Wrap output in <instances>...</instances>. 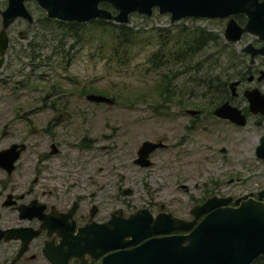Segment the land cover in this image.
<instances>
[{
    "label": "rangeland",
    "instance_id": "374dc122",
    "mask_svg": "<svg viewBox=\"0 0 264 264\" xmlns=\"http://www.w3.org/2000/svg\"><path fill=\"white\" fill-rule=\"evenodd\" d=\"M2 4L0 1V7ZM26 8L33 19L28 24L16 18L7 26V47L0 66V145L8 140L27 139V148L15 161L16 169L38 167L36 153L47 148L41 128L49 127L54 132L51 139L58 142L60 151L43 161L44 173L54 184L62 179L86 183L100 204L99 219H106L113 208H120L124 215L141 207L155 213L159 204L162 209L183 217L188 204L183 203L186 198L182 183L191 186L193 181L215 178L220 181V191L227 189V177L236 166H230L223 152L217 149L220 143L212 146L214 150L210 154H206L209 150L205 149L194 152L200 167L195 162L189 170L191 178L183 180L181 163L185 157L183 145L179 143V106L183 103H178V91L183 86L190 87L189 78L194 75L211 73L222 77L226 73L233 76L242 65L234 62L235 66H228L234 61L229 52L253 38L250 34H244L241 41L222 46V19L186 17L185 21L179 19L170 23L165 13L156 10L149 16L131 13L128 25L143 29L145 34L159 28L173 31L194 26L215 36L214 42L205 43L181 62L150 66V71H146L145 56L155 48L154 34L153 38L150 35V46L145 44L135 49L127 64L115 66L114 62L98 55L96 41L76 37L79 28L63 34L64 30L54 23L39 20L43 13L35 3L26 2ZM18 30L22 31V36L18 35ZM52 47L55 48L53 54ZM30 51L36 54L33 59H30ZM216 55L217 64L207 62V58ZM165 72L173 74L169 85L174 95L162 99L150 86L153 78ZM25 79L27 85L19 84ZM83 87L95 89L83 91ZM86 92L115 97L113 103L94 102L83 96ZM141 92L145 100L141 99ZM52 101L54 108H49ZM33 127L36 132L30 134ZM158 137L165 146L149 153L151 163L141 166L134 163L132 159L140 142L155 141ZM255 137V131L247 132L246 152L250 154ZM81 142L84 145L78 146ZM211 154L212 158L207 157ZM253 163L259 165L256 161ZM125 187L131 191L122 193Z\"/></svg>",
    "mask_w": 264,
    "mask_h": 264
},
{
    "label": "flooded vegetation",
    "instance_id": "af4514ba",
    "mask_svg": "<svg viewBox=\"0 0 264 264\" xmlns=\"http://www.w3.org/2000/svg\"><path fill=\"white\" fill-rule=\"evenodd\" d=\"M0 1H3L0 9H3L7 0ZM87 1L91 2V0ZM258 1H262L263 13L260 15L262 25L255 27L259 30L260 35L254 31L241 30L237 39L233 41L227 40L223 35L225 23L228 18H232L239 28L243 27L247 20L244 11H236L224 17L189 16L193 19H222L224 21L221 30L224 39L222 46H227L229 42L241 41L246 33L253 38L242 42L236 50L229 52V57L234 61L228 66H235L234 62L241 63L242 66L231 77L229 74H222L220 88L191 89L190 87H197L192 84L191 80L190 87L183 86L178 91V101L183 103L179 106V110H181L179 112L181 117L179 143L183 145L182 152L185 157L181 163L182 172H184L183 180L188 181L191 178L189 170L195 166V162L200 167V163L194 159V152L205 149L209 150L206 154H210L214 150L212 146L218 143L220 144L217 149L223 152L224 158L230 166H236V169H232L231 174L227 177L226 183L229 184L224 191H220L218 186L220 181L215 178H208L203 182L193 181L191 186L185 183L181 184L186 198L183 203L188 204L185 215L182 217L186 220L193 218L190 208L200 204L211 195L225 197L224 204L229 207L238 206L246 199L253 201H246L247 204H264V157L256 154V145L261 138L264 140V106L252 109L249 106L250 96H248L250 90L256 89L264 99V52L252 53L264 42V0ZM26 2L35 3L40 8L43 15L39 20L50 23H56L59 20L48 16L46 8L41 6L37 0H23L25 8ZM95 7L108 10L112 14L117 12V9L107 0H96ZM152 10L159 13L157 6H152ZM27 11L29 12L28 9ZM131 13L144 15L136 11H129L128 18L132 15ZM164 13L171 23L170 12ZM30 15L32 16L31 13ZM186 17H181V19L185 21ZM16 18L26 21L20 16H16L13 20ZM105 20L107 19L93 17L85 21L70 20L69 22L80 26L91 24V22L104 23ZM109 21L116 23L113 20ZM250 28L253 30L252 27ZM18 35L22 36L21 30H18ZM33 45L37 46L36 43ZM243 47L246 49H242ZM51 52L53 54L55 48L52 47ZM29 55L30 59H33L36 54L30 51ZM45 59H48V56L45 55ZM215 61L218 62L217 55ZM193 77L191 78L193 79ZM45 97L50 96L46 95ZM224 102L232 107V117L214 113L215 107ZM53 105L52 101L48 107L54 108ZM41 131L47 140V148L36 153L37 168H15L16 159L27 148L26 138L8 140L0 145V162L3 163H0V264H99L102 254L91 257L90 253L96 252V250L90 248V237L86 234L90 233L91 221L102 222L109 217V213L113 209L120 208L110 210L106 219H99L97 212L100 209V204L96 194L91 192L86 183H75L68 179L52 183L51 177L44 173L43 161L58 154L60 145L51 139V135L54 133L51 128H41ZM250 131L256 132V142L251 154L246 152L247 132ZM34 132H36L35 127L32 128L30 134H34ZM1 133H5V131ZM204 137L207 138L202 140ZM159 139L162 141V138H156V140ZM11 144L16 145L11 148ZM82 145L84 144L81 142L78 146ZM17 149L20 150L12 161V167L8 168L9 158ZM225 152L230 155H226ZM212 156L213 154L207 157L212 158ZM255 161L259 165H254ZM195 172H198L197 168H195ZM130 191V188L127 187L121 189L122 193ZM160 208L162 209L161 204H159ZM120 211L122 212L121 209ZM148 211L150 210L148 209ZM115 214L117 213L115 212ZM127 214L121 213L122 216ZM202 216L203 213L196 216L195 223ZM85 239H87V243H85ZM249 264H264V251L255 254Z\"/></svg>",
    "mask_w": 264,
    "mask_h": 264
},
{
    "label": "water",
    "instance_id": "95a60500",
    "mask_svg": "<svg viewBox=\"0 0 264 264\" xmlns=\"http://www.w3.org/2000/svg\"><path fill=\"white\" fill-rule=\"evenodd\" d=\"M37 1L46 8L48 16L65 21L100 17L127 23L129 11L150 15L152 6H157L159 13L169 11L170 21L184 16L224 17L244 11L247 20L243 27L239 28L232 18L226 21L223 35L229 41L237 39L241 30L260 35L255 26L262 25L260 15L263 13L262 1L258 0H107L117 9L115 14L97 9L96 0ZM16 16L32 21L23 0H7L6 6L0 9V66L7 46L6 28ZM263 47L264 42L252 53L264 52ZM248 96L252 109L264 106V99L256 89L250 90ZM84 97L94 102H113L112 98L100 93L87 92ZM232 110L224 102L215 107L214 113L232 117ZM15 145L11 144V148ZM163 145L160 139L142 140L133 162L148 165V153ZM20 149L10 156L8 168L12 167ZM256 154L264 157L262 138L256 145ZM246 201L253 202L246 199L238 206L229 207L224 204L225 197L211 195L190 208L191 220L163 209L152 213L147 208H138L126 216L121 215L120 209H113L106 220L91 221L90 233L86 234L90 237V248L96 250L90 253L91 257L102 254L99 264H249L255 254L264 251V204H247ZM202 213V218L195 223V217Z\"/></svg>",
    "mask_w": 264,
    "mask_h": 264
},
{
    "label": "trees",
    "instance_id": "16d2710c",
    "mask_svg": "<svg viewBox=\"0 0 264 264\" xmlns=\"http://www.w3.org/2000/svg\"><path fill=\"white\" fill-rule=\"evenodd\" d=\"M63 31V34L73 33L79 28L77 38L81 37L82 41H96L98 55L104 57L107 61L114 62L115 66L125 65L133 57L135 49L142 47L145 44L150 46V35L154 34L155 48L148 51L145 56V70L150 71V66L158 67L162 63L181 62L182 59L188 57L191 53L199 50L205 43L215 41V36L209 31L194 29L195 27L175 28L176 30L169 31L167 29H155L151 34H145L141 28H134L126 23H111L105 20L104 23L82 24L75 26L73 22L58 20L54 23ZM75 37V38H76ZM92 44V43H91ZM216 56L207 62L217 64ZM62 60H60L61 64ZM170 74V75H168ZM160 73L152 79L150 88L153 89L163 99L171 98L170 81L173 79L172 73ZM28 76V75H27ZM192 84L203 89L220 88L222 78L216 74L205 73L203 75H194ZM21 85H27V80L20 81ZM83 91H92L95 88L83 87ZM108 93L107 91H105ZM111 94V93H109ZM113 99L115 95H110ZM142 100H145L143 93H140ZM114 100V99H113ZM179 104L181 102L178 101ZM159 108V107H158ZM159 110V109H156Z\"/></svg>",
    "mask_w": 264,
    "mask_h": 264
}]
</instances>
